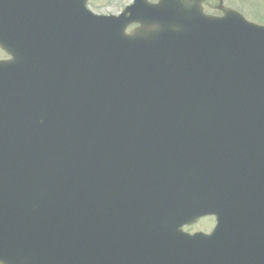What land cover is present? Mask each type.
Returning a JSON list of instances; mask_svg holds the SVG:
<instances>
[{
  "label": "water",
  "instance_id": "95a60500",
  "mask_svg": "<svg viewBox=\"0 0 264 264\" xmlns=\"http://www.w3.org/2000/svg\"><path fill=\"white\" fill-rule=\"evenodd\" d=\"M204 1L0 0V264H264V27Z\"/></svg>",
  "mask_w": 264,
  "mask_h": 264
},
{
  "label": "rangeland",
  "instance_id": "374dc122",
  "mask_svg": "<svg viewBox=\"0 0 264 264\" xmlns=\"http://www.w3.org/2000/svg\"><path fill=\"white\" fill-rule=\"evenodd\" d=\"M155 1V0H151ZM224 2L226 8H231L241 12L249 21L258 25L264 26V0H211L205 5V12L207 15H219L217 7L220 2ZM133 0H90L89 8L98 15H115L118 16L126 7L130 6ZM7 58L6 55L0 51V59ZM213 222V219L211 220ZM208 223L202 222L201 227L192 226L187 229L188 232L195 230V227L207 228Z\"/></svg>",
  "mask_w": 264,
  "mask_h": 264
},
{
  "label": "flooded vegetation",
  "instance_id": "af4514ba",
  "mask_svg": "<svg viewBox=\"0 0 264 264\" xmlns=\"http://www.w3.org/2000/svg\"><path fill=\"white\" fill-rule=\"evenodd\" d=\"M262 173H264V172H262ZM255 202H259L258 200H255ZM262 202H264V200H262ZM264 210V209H263ZM254 211H255V208H254Z\"/></svg>",
  "mask_w": 264,
  "mask_h": 264
}]
</instances>
